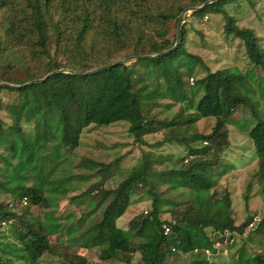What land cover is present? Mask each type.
Segmentation results:
<instances>
[{"label": "trees", "instance_id": "obj_1", "mask_svg": "<svg viewBox=\"0 0 264 264\" xmlns=\"http://www.w3.org/2000/svg\"><path fill=\"white\" fill-rule=\"evenodd\" d=\"M10 1L0 0V13L9 11ZM14 1L34 32L32 41L38 46L39 55L36 69L26 70L24 78L10 81L11 84H23L55 72L41 82L0 84V91L13 97L5 103L0 99V110H5L10 119L6 123L0 116V195L7 197L0 200V264H51L42 259L56 253L61 256L58 264H96L77 250L72 252V247L96 248L100 263L133 264L138 253L135 264H169L168 258L174 254L190 252L197 255L194 264H215L207 261L202 250L212 246L218 232H242L255 217L248 216L244 225H237L231 212V193L224 189L217 196L214 189V176L227 171L223 157L230 145L228 123L240 112L251 117L246 133L249 148L258 158V174L264 175V103L250 79L253 67L263 71L264 77V46L252 26L239 23L243 13H257L259 0L212 2L185 16L180 40L169 52L88 74L57 70L85 72L123 57L169 49L176 39L179 13L205 0ZM209 15L222 17L225 37L240 40L247 72L222 66L207 71L198 80L193 77L192 68L202 59L187 45L193 31L200 39L202 33L189 17L201 22ZM4 44L0 37V53ZM184 76H188L187 81ZM76 81L81 82L80 89L74 85ZM196 82L204 89L197 101L196 92L186 89V83L192 87ZM175 106L169 116L155 115L157 108L164 112L161 107ZM208 118L214 119L209 131H198L197 123ZM119 121L127 122L135 144H146V136L164 133L156 147L178 143L184 146V155L174 167L161 170L153 169L150 157L143 156L139 164L111 186L106 185L110 176L98 180L94 177L109 170L112 162L81 158L68 163L69 170L82 167L83 173L69 174L67 168L60 167L69 160L63 148L69 146L66 149L72 150L79 146L86 127ZM190 126L194 131L185 133ZM51 156L58 158L57 168L47 177L36 175L38 165H46ZM169 157L165 155L164 159ZM92 167L96 168L88 171ZM83 181L92 182L70 196L69 201L77 202L85 196L92 202L91 210L78 218L72 213L55 215L59 200L69 189L80 188ZM161 185L163 192L157 190ZM249 189L250 184L248 193ZM140 190L149 197L150 206L129 219L128 236L117 221L132 203L133 194ZM169 191L177 193L176 197L163 196ZM203 191L211 193L204 197L197 194ZM183 192L188 196L179 199ZM260 192L264 196V181ZM249 197L246 195L245 199ZM16 201H21L17 210ZM33 206L39 207L40 213L33 214ZM257 218L250 231L264 234V213ZM164 226L169 228L167 233ZM62 231L67 236L75 235L64 243L50 242L53 234ZM242 244L237 257L246 249ZM195 249L200 252L195 253ZM240 262L264 264V254H249Z\"/></svg>", "mask_w": 264, "mask_h": 264}, {"label": "rangeland", "instance_id": "obj_2", "mask_svg": "<svg viewBox=\"0 0 264 264\" xmlns=\"http://www.w3.org/2000/svg\"><path fill=\"white\" fill-rule=\"evenodd\" d=\"M258 3L259 6L257 8V13L253 11L243 13L242 19H240L239 23L252 26L256 33L260 34L262 38L261 41L264 46V0H259ZM189 13V11L185 13L183 22L185 16ZM257 16H259L260 19H257ZM189 20L192 21L191 24H193L194 28L200 30L202 33V39H200L199 35L193 31L187 45V49L190 52L198 54L202 59L201 64H194L192 68V74L196 80L202 78L207 71H213L222 66H230L234 71L247 72L249 67L247 58L244 54V48L240 44L239 39L225 37L222 28L223 21L220 15H209L203 17L201 22H198L197 19L190 17ZM169 30V34L171 35L173 32V23L172 28ZM0 37L3 38V44L6 40L4 44L5 48L2 53H0V82L11 84L10 81L22 79L26 76L27 71L33 72L36 69L37 57L39 55L38 46L33 44L32 41L35 37L34 32H32L29 22L24 19L23 14L17 10L14 0L10 1L9 11L0 13ZM200 41L202 43H200ZM188 65H190V63H188ZM253 68L254 69L251 68V70L254 75L251 76L252 78L250 79H253L252 82L254 83L257 96L261 97V102L264 103V77L261 76L263 71L255 69V67ZM187 77L188 76H184L186 81L188 80ZM74 85L76 88L80 89L79 87H81V82L76 81ZM186 89L196 92L194 97L195 101L198 100L204 91L203 85L199 82H196V84L192 87L186 83ZM11 95V93H8L5 90L0 91L1 102H10L13 99ZM161 108L166 111L162 112L163 110L159 111L160 109L157 108L155 111L157 114L155 115L158 117H163L164 115L169 116L173 114L174 110H176V106L170 107V109H165L164 107ZM0 116L6 123L10 122L8 114L5 110H0ZM249 119L251 120L250 116L247 117L243 112H240L236 115V118L234 115V118L232 119L233 121L228 123L230 145L226 149V154L223 157V160L227 164L225 167L227 171L215 175L213 178L216 182V187L214 189L217 192V196H221L224 189H227L231 193V212L235 215L237 225H244L245 219L248 216L255 215L260 217L264 213V196L263 193L260 192L261 185L264 181V175H262L263 173L258 174V158H256L257 156L255 155L253 149L249 148V139L246 134L248 127L251 125V121ZM213 123V118L200 120L196 125V129L198 131L207 132ZM127 126V122L119 121L108 126L86 127L82 132L79 146L73 149L71 148L72 150L66 149L69 146H65L63 148V151L68 154L69 160H67L66 163L60 167L63 169L67 168L66 170H68L69 174L75 172L83 173L85 172V169L82 167L69 170V164H72L75 161L77 162L81 158H90L105 163L112 162L109 170L106 172H100L94 177V180H98L101 179L102 176L106 178L110 176L106 180V185L111 186L117 180L119 181L123 179L130 172L133 166L141 162V158L143 156L150 157L149 160L153 163V169L156 168L161 170L174 167L176 163L179 162L181 156L185 153L184 146L178 143L169 142L161 145L160 147H156L157 142L164 139V133L146 136V144H135L133 137L127 131ZM25 128L30 130L31 126L26 125ZM185 131V133H189L194 131V128L193 126H190L187 127ZM165 155H169L170 157L168 159H164ZM153 158L158 159V161L154 162ZM116 159L117 161H114ZM57 164L58 158L51 156L46 165H38L39 169H37L35 174L41 177H47V175H50L51 172L57 168ZM95 168L96 167L87 169L88 171H93L92 169ZM260 179L262 181H260ZM91 182L83 181L79 184L80 188L77 187L75 189H69L66 196L59 200L58 208L54 210V214L59 215L63 213L64 215H67L72 213L75 218H78L80 214L91 210L90 208L92 207V202L85 196L78 198L77 202L76 200L69 201L70 196L77 195L80 190H83ZM249 184L250 189L248 193L247 188ZM68 187H72V185ZM163 188L164 187L161 185L157 187V190H162L163 192ZM183 193L184 194L181 195L179 199H185L184 197L188 196L187 194L185 195V192ZM210 193L211 191H203L197 194L204 197L208 196ZM162 194L166 197L171 195L176 197L177 193L169 191L167 194ZM246 195H250L247 200L245 199ZM1 199H7V197L5 195H0V200ZM132 200L133 201L126 212L117 221L118 225L126 230L128 236L131 235L128 230L129 219L142 212L144 209H149L151 202L149 197L142 190L134 193ZM15 205V210H17L21 205V201H16ZM31 209L33 214L40 213L41 211V209L37 206H33ZM98 212L99 210H97V213ZM74 235L75 233L67 236L66 232L62 231L53 234L50 237V242L53 244L64 243L68 238H71ZM248 238H250V241H247ZM244 239L242 241V243H244L242 244L240 238L238 243H235V245L231 248L229 254H226V256L222 253L218 254L212 261L215 262V264H240V261L247 258L249 254H264V234H257L253 231H249L245 235ZM240 243L245 245L246 249L239 255V257H237V249L238 246L241 245ZM76 250L96 264H122L120 261L100 263L96 248H71L72 252ZM196 258L197 255L190 252L187 254L176 253L170 259L168 258V261L169 264H194ZM60 259L61 256L56 253L55 255H46L42 261H49L51 264H58ZM137 259L138 253L135 254L132 263L135 264Z\"/></svg>", "mask_w": 264, "mask_h": 264}, {"label": "water", "instance_id": "obj_3", "mask_svg": "<svg viewBox=\"0 0 264 264\" xmlns=\"http://www.w3.org/2000/svg\"><path fill=\"white\" fill-rule=\"evenodd\" d=\"M217 0H205L204 2H202L201 4L199 5H195V6H189V7H186L184 8L179 16H178V25H177V30H176V39H175V42L173 44L172 47H170L169 49H166L162 52H159V53H155V54H148V55H132V56H128V57H124L122 59H119V60H116L110 64H106V65H103V66H99V67H96V68H93V69H90V70H87L85 72H79V71H75V70H72V69H69V68H62V69H59L57 71H65V72H68V73H71V74H88V73H92L98 69H101V68H108V67H111L112 65L114 64H118V63H123V62H126V61H129V60H133V59H137V58H154V57H157L159 55H162L164 53H167L169 52L170 50H172L173 48L176 47V45L178 44L179 40H180V30H181V25L183 23V17L185 15L186 12H192V11H196V10H199L201 8H203L204 6L212 3V2H215ZM55 72V71H54ZM54 72H50L48 74H46L43 78H38V79H33V80H30L28 82H25L23 84H19V85H13V84H10V83H5V82H0L1 85H7V86H22V85H26V84H31V83H35V82H41L43 81L46 77H48L50 74L54 73Z\"/></svg>", "mask_w": 264, "mask_h": 264}, {"label": "clouds", "instance_id": "obj_4", "mask_svg": "<svg viewBox=\"0 0 264 264\" xmlns=\"http://www.w3.org/2000/svg\"><path fill=\"white\" fill-rule=\"evenodd\" d=\"M190 84H191V82H190ZM256 218H257V216H255L254 218H253V220H251L250 222H248V224L249 223H252V226L251 227H248V224H246V226L244 227V229H243V231L242 232H240L238 229H234V230H230V229H228V230H230V231H232L233 233H234V241L231 243V244H228V245H226V246H223L221 249H220V251L219 252H216L214 249V251H212V254L211 255H206V254H204V252H203V250H202V254H204V256H205V258L207 259V261L208 262H213L212 260L213 259H215L216 258V256L218 255V254H223V255H225L226 256V254H229V252H230V250H231V248L233 247V245H235V243H238V240L241 238V241H242V239H244L245 238V235L247 234V232H249L254 226H255V223H256ZM258 219V218H257ZM225 230V229H224ZM223 230V231H224ZM222 232V231H221ZM219 233V232H218ZM207 248H212V246L211 247H207ZM195 253H199L200 251L198 250L197 252L196 251H194Z\"/></svg>", "mask_w": 264, "mask_h": 264}, {"label": "built area", "instance_id": "obj_5", "mask_svg": "<svg viewBox=\"0 0 264 264\" xmlns=\"http://www.w3.org/2000/svg\"><path fill=\"white\" fill-rule=\"evenodd\" d=\"M252 223L248 224V227H251ZM169 231V228L164 226V233H167ZM218 238L212 242V249H214L216 252H219L220 249L223 246H226L228 244H231L234 241V233L228 229H225L222 232L217 233ZM194 251H198V249H195ZM204 254L211 255L212 251L210 248H204L203 249Z\"/></svg>", "mask_w": 264, "mask_h": 264}]
</instances>
